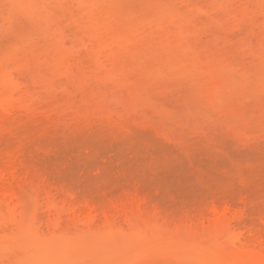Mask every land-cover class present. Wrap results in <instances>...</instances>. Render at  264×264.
<instances>
[{
	"label": "rangeland",
	"instance_id": "374dc122",
	"mask_svg": "<svg viewBox=\"0 0 264 264\" xmlns=\"http://www.w3.org/2000/svg\"><path fill=\"white\" fill-rule=\"evenodd\" d=\"M10 152L27 179L0 193V264H264L228 242L264 235V0H0Z\"/></svg>",
	"mask_w": 264,
	"mask_h": 264
},
{
	"label": "bare ground",
	"instance_id": "6f19581e",
	"mask_svg": "<svg viewBox=\"0 0 264 264\" xmlns=\"http://www.w3.org/2000/svg\"><path fill=\"white\" fill-rule=\"evenodd\" d=\"M7 113H10V112H7ZM19 154H17V152L15 153H13V152H10V153H8V155L6 156V158H5V164L4 165H0V193H1V195H2V192L3 191H5V192H7L8 194H6L5 192H3V195H4V193L9 197V201H12L11 200V198H10V196H9V191H11V189L13 188L12 186L14 185V184H16L17 182L18 183H21V182H24V181H26V179H27V177H23V178H21L20 177V158L18 159V156ZM43 186V185H42ZM38 188V187H37ZM39 189V188H38ZM37 189V190H38ZM40 190V189H39ZM38 190V191H39ZM49 194H51V193H49ZM55 194V193H54ZM0 195V196H1ZM6 195H4V196H6ZM47 195V194H46ZM43 195H41V197H42ZM44 197H46L45 195H44ZM44 197H42V198H44ZM42 198H41V200H42ZM47 198V197H46ZM49 198V197H48ZM3 199V198H2ZM39 199H40V197H39ZM53 199V198H52ZM56 199H54L53 201H51L50 202V204L51 205H49V206H47V208H49V210L50 209H52V214L54 213V215H56L57 217H56V220H59L60 221V219H61V216L59 215V214H61L63 211H65L64 213H68L69 215H71L73 218H71V220H73V222H72V224L74 225L75 223L77 224H79L80 222V224H82V222H83V219L84 220H88V219H91L92 218V220H94L93 219V217H90V216H92L93 214H95V211H96V209L94 208V207H92V206H90V205H86V206H84V207H80V208H76L74 205L72 206L71 205V201H73V199H71L70 201L68 200V201H66V200H60V202L61 203H59V201H55ZM6 201V200H5ZM8 201V200H7ZM8 201V202H9ZM36 201H37V199H36ZM47 201H49V199H47ZM8 202H7V204H8ZM12 203H15V202H13L12 201ZM42 203V202H41ZM45 203V202H44ZM48 203V202H47ZM131 203H132V201H131ZM138 203V202H137ZM136 203V204H137ZM143 203V202H142ZM40 204V203H39ZM43 204V203H42ZM129 205H130V203H128ZM128 204H126L125 205V207L127 208H130V206H127ZM141 204V203H140ZM14 206H15V204H13ZM47 205V204H46ZM139 205V204H138ZM142 205V204H141ZM143 205H144V203H143ZM239 205L240 206H238V207H236V205L234 204V203H232L231 201H226L224 204H221L219 201H213L212 202V204H211V207H210V210L208 211L209 212V215H210V217H211V221H213L214 222V220H219V219H221V222H222V224L224 225L225 223L226 224H233L234 226H236L237 224H239L240 222H242V220L244 219V216H245V214H246V211H247V208H246V202L245 201H241L240 203H239ZM12 206V205H11ZM11 206H7L8 208H10ZM39 206V205H38ZM69 206V207H68ZM115 206H117V205H115ZM115 206H114V208H115ZM117 207H119V206H117ZM133 207V206H132ZM237 208V210H236V208ZM15 208V207H14ZM14 208H12L11 207V209H14ZM112 208V207H111ZM113 208V209H114ZM121 208V207H120ZM123 206H122V209L121 210H123ZM128 208H127V210H128ZM137 208H139V207H137ZM234 208H235V211L233 212L232 210H234ZM110 209V208H109ZM116 210H117V208H115ZM48 210V209H47ZM112 210V209H111ZM115 210V212H119L120 211V209H119V211H116ZM131 210V209H130ZM38 211V210H37ZM108 212H107V214H109V210H107ZM113 211V210H112ZM232 211V212H231ZM39 212V211H38ZM41 212V211H40ZM106 212V211H105ZM124 213L126 212V210H124L123 211ZM46 213H48V211L46 212ZM63 213V214H64ZM160 213V212H159ZM158 213V214H159ZM110 214H111V212H110ZM109 214V215H110ZM119 214H120V212H119ZM121 214H122V212H121ZM156 214V213H155ZM206 214V213H205ZM62 215V214H61ZM65 215V214H64ZM87 215V216H86ZM204 215V214H203ZM208 215V216H209ZM68 216V215H67ZM83 216H84V218H83ZM85 216H86V218L88 217V219H85ZM104 216H105V214H104ZM201 216V215H200ZM206 216V215H205ZM55 217V216H54ZM63 217V216H62ZM90 217V218H89ZM97 217V216H96ZM95 217V218H96ZM110 217L108 216L107 217V219H109ZM198 218H200V217H198ZM205 218H207V216L205 217ZM113 219V218H112ZM186 219V218H185ZM184 219V220H185ZM193 219H195L196 221H197V218H193ZM62 220L64 221V219L62 218ZM92 220H90V221H92ZM114 220V219H113ZM205 220V219H204ZM203 219H202V221L199 219V221H200V225L202 224V226H203V221H204ZM224 220H226V221H224ZM89 221V220H88ZM95 221V220H94ZM207 221H210V218L208 219L207 218ZM207 221H206V223H207ZM210 221V223H212ZM56 222H58V221H56ZM60 222H62V221H60ZM60 222H58V223H60ZM71 222V221H70ZM85 222V221H84ZM93 222V221H92ZM220 222V221H219ZM221 222H220V225H221ZM224 222V223H223ZM209 223V222H208ZM49 224H50V222H49ZM48 224V225H49ZM53 224H54V222H53ZM53 224L51 225V226H53ZM57 224V223H56ZM71 223H70V225H72ZM192 224H193V222H192ZM262 225H263V228H264V217H263V219H262V223H261ZM63 224H61V226H62ZM68 225V224H67ZM205 225V224H204ZM58 226V225H57ZM59 227H60V225H59ZM68 227V226H67ZM193 228H194V225H193ZM262 228V232L264 233V229ZM67 229L68 228H66L65 227V232L67 231ZM253 229V228H252ZM64 230H62V232H63ZM248 231V230H247ZM246 231V232H247ZM238 232L237 234H235V233H233L232 235H231V238H230V241H228V242H230V244L233 246V247H238L237 249H239L241 252H237V256H238V261H241L242 260V257H241V255H244L245 256V251H247V254L248 253H250V252H252L253 254L255 253V255H257V256H261L260 258H264V235L260 232V228H259V230L258 229H256L255 228V230H251V231H249V232ZM67 233H68V231H67ZM243 233H246V234H243ZM245 235V236H244ZM247 235V236H246ZM229 240V239H228ZM72 242L73 241H71V243H70V246H72ZM227 242V243H228ZM226 243V245H224L225 247L227 246L229 249L231 248V245H230V247L228 246L229 245V243L227 244ZM223 246V247H224ZM232 247V248H233ZM72 248V247H71ZM227 248V249H228ZM224 249V248H223ZM226 249V248H225ZM224 249V250H225ZM233 249H235V248H233ZM239 250H236V251H239ZM221 251L223 252V250L221 249ZM229 251V252H228ZM228 251H224L223 252V254L222 255H226V256H224L225 258H229L230 256L228 255V253H230L231 255L232 254H234V250L233 251H230V250H228ZM249 251V252H248ZM235 254H236V252H235ZM239 254V255H238ZM251 254V253H250ZM228 255V256H227ZM214 258V257H213ZM231 258V257H230ZM212 259V258H211ZM241 259V260H240ZM216 261V264H218V259L216 258H214V259H212L211 260V262L212 261ZM209 263V262H208ZM213 264H214V262H212ZM241 263H243V261H241ZM206 264V263H205Z\"/></svg>",
	"mask_w": 264,
	"mask_h": 264
}]
</instances>
